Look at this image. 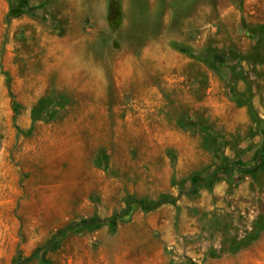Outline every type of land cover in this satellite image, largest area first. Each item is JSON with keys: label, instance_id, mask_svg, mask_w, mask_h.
Wrapping results in <instances>:
<instances>
[{"label": "rangeland", "instance_id": "obj_1", "mask_svg": "<svg viewBox=\"0 0 264 264\" xmlns=\"http://www.w3.org/2000/svg\"><path fill=\"white\" fill-rule=\"evenodd\" d=\"M263 149L264 0H0V264H264Z\"/></svg>", "mask_w": 264, "mask_h": 264}, {"label": "trees", "instance_id": "obj_2", "mask_svg": "<svg viewBox=\"0 0 264 264\" xmlns=\"http://www.w3.org/2000/svg\"><path fill=\"white\" fill-rule=\"evenodd\" d=\"M141 206L149 210L158 208L162 203L166 201V198L161 196L158 200L145 201L142 199H135ZM129 213V210H126ZM105 222L102 218H82L79 221L72 222L66 229H64L60 235H65L68 231L82 232L87 229L100 227Z\"/></svg>", "mask_w": 264, "mask_h": 264}, {"label": "crops", "instance_id": "obj_3", "mask_svg": "<svg viewBox=\"0 0 264 264\" xmlns=\"http://www.w3.org/2000/svg\"><path fill=\"white\" fill-rule=\"evenodd\" d=\"M263 151H264V149H263Z\"/></svg>", "mask_w": 264, "mask_h": 264}]
</instances>
